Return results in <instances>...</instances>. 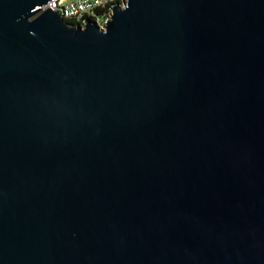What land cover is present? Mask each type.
Returning <instances> with one entry per match:
<instances>
[{
    "label": "water",
    "instance_id": "95a60500",
    "mask_svg": "<svg viewBox=\"0 0 264 264\" xmlns=\"http://www.w3.org/2000/svg\"><path fill=\"white\" fill-rule=\"evenodd\" d=\"M47 2L0 0V264H264V0Z\"/></svg>",
    "mask_w": 264,
    "mask_h": 264
},
{
    "label": "built area",
    "instance_id": "2783aa9c",
    "mask_svg": "<svg viewBox=\"0 0 264 264\" xmlns=\"http://www.w3.org/2000/svg\"><path fill=\"white\" fill-rule=\"evenodd\" d=\"M123 2L124 0H48L42 9L58 10L65 22L83 27L88 19L101 25L110 17L113 5Z\"/></svg>",
    "mask_w": 264,
    "mask_h": 264
}]
</instances>
